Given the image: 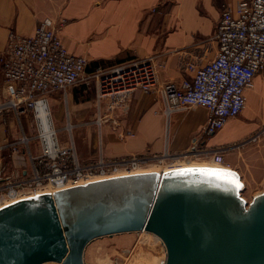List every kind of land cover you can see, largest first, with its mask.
<instances>
[{"label":"crops","instance_id":"1","mask_svg":"<svg viewBox=\"0 0 264 264\" xmlns=\"http://www.w3.org/2000/svg\"><path fill=\"white\" fill-rule=\"evenodd\" d=\"M241 1L249 0H0V54L11 34L32 36L47 18L67 51L88 60V72L151 58L157 66L158 84L150 92L136 90L124 103L117 104L107 97L98 100L97 96H86L89 88L80 84L64 97L50 95L48 106L54 125H61L58 128L63 126V112L70 113L83 163L100 156L152 158L165 154L169 157L164 161L172 163L191 148L236 146L264 128V71L245 90L246 104L240 115L229 119L209 138L204 135L209 120L206 108L193 106L167 118L160 95L163 83H179L193 75L187 65L198 68L216 57L215 32L222 11ZM2 82L0 69V102ZM98 112L104 117L100 128L94 124ZM11 117L12 112L1 114L0 147L6 138L3 123L10 124ZM257 143L228 151L225 163L235 150ZM37 150V146L31 147V152ZM7 155L13 160V166L9 165L11 177L16 171L30 169L23 151L19 156ZM2 156L0 152V166L4 165Z\"/></svg>","mask_w":264,"mask_h":264},{"label":"built area","instance_id":"2","mask_svg":"<svg viewBox=\"0 0 264 264\" xmlns=\"http://www.w3.org/2000/svg\"><path fill=\"white\" fill-rule=\"evenodd\" d=\"M215 39L218 52L213 60L198 68L187 65V69L193 72L192 76L179 83L165 82L160 87L167 118L193 106L208 110L209 120L204 128V135L208 138L220 131L229 119L240 115L246 104L245 90L252 86L254 77L264 71V0L241 1L233 7H224ZM87 66L85 57L67 51L50 19L40 22L32 36H9L6 49L0 54L3 77L0 117L4 112H12L18 119L28 115L35 123L36 134L21 133L17 140L5 142L0 147V151L9 149L11 153L23 151L30 164L29 170L20 171L16 177H0V202L19 194H33L24 198L44 194L41 190L45 187L62 190L88 183L95 176L142 169V165L152 160L165 162L164 159L169 157L167 154L152 158L107 159L100 156L96 161L83 163L74 145L75 126L70 121L69 112H65L64 125L69 143L60 142V130L55 127L48 106L50 95L61 94L64 97L81 83L87 88L93 85L98 100L107 97L122 104L132 92H150L158 84L157 66L151 58L108 68L97 67L90 72ZM41 107L45 110L43 116ZM103 123L104 117L98 112L94 124L100 128ZM262 135L264 128L236 146L194 147L187 154L177 156L176 160L188 162L205 156L219 165L218 168L230 169L224 154L247 143H257ZM32 141L39 145L35 153L31 152ZM50 141L52 146L48 144ZM27 175L30 179L24 178ZM80 181L84 183H78ZM69 183L71 186L60 189Z\"/></svg>","mask_w":264,"mask_h":264},{"label":"water","instance_id":"3","mask_svg":"<svg viewBox=\"0 0 264 264\" xmlns=\"http://www.w3.org/2000/svg\"><path fill=\"white\" fill-rule=\"evenodd\" d=\"M242 187L237 172L202 166L21 199L0 208V264H85L95 239L142 230L162 240L164 264H264V192L249 203Z\"/></svg>","mask_w":264,"mask_h":264},{"label":"rangeland","instance_id":"4","mask_svg":"<svg viewBox=\"0 0 264 264\" xmlns=\"http://www.w3.org/2000/svg\"><path fill=\"white\" fill-rule=\"evenodd\" d=\"M1 94H3L2 89H1ZM96 95H97V90L95 89L94 86H91L86 91V96L95 97ZM9 119H10V124H8V122L3 123L4 127L2 128L3 132L5 133L6 143H11L12 141H15V139H12V137L13 136L20 137L21 133H25L26 135L29 136H35L36 134V131L34 129L35 123L33 122V119L30 116L28 115L22 116L20 119L16 117H11ZM62 123H63L62 128H58L61 127V125H57V124L55 125V127L60 130L58 134L60 142H62L63 144H68L69 136L67 132L64 130L65 112H63L62 115ZM20 126L22 127V129L20 128ZM74 132L75 130H73V140L76 151L78 153L77 143L74 138L75 136ZM259 141L260 142L257 143L256 145H249L243 149L235 150L236 152L232 153L231 155H228L227 157L228 163L226 162L227 166L230 168L231 171H235L238 174H240L241 180L243 182V190L241 193L242 198H244L249 203L252 201V199L255 196L264 192V153L261 151V149L264 151L263 148L264 135H262ZM37 144H38L37 141H32L31 147H33L34 149L36 146H39ZM0 152L1 155H3L1 158L2 160L1 162L4 164L0 166V177H5L9 175L11 177L12 173L10 168L11 166H13V160L8 158L7 152H9L12 155L19 156L21 155V150L18 153H11L9 149H3ZM98 158H96L93 161H96ZM5 159L6 161H4ZM9 160H11V162H9ZM93 161H89L86 163H90ZM190 161H192L194 165L199 167L202 166L208 167L212 163V160L209 157H205V156L199 158H193ZM10 164L11 166H9ZM186 165H188V162L186 161L183 162L181 159L176 160L172 163H166L160 160L158 161L152 160V162H149L147 165L144 166L142 165L141 166L142 169L140 170L145 169L149 171L161 172L163 169H166L168 167H172V166L186 167ZM8 169H10V171H8ZM13 170H15L14 167ZM142 172L145 171L143 170ZM20 173L21 172L16 171L13 174V177H16ZM24 178L30 179V175H27ZM25 194H29V193H25ZM1 207L2 206H0V208ZM139 232L125 233L120 235L115 234L116 236L112 235V236H105L102 238L95 239L90 244H88L85 249V255H84L85 264H111V263L140 264L138 260L141 259L143 255L145 256L150 255L151 257H153L155 259L156 264H164L166 260V249L161 239L150 232H146V231H139ZM117 241H126V245H118ZM138 247L142 249L141 255H138L139 252ZM124 249H126V252H124ZM44 264H57V263L48 262Z\"/></svg>","mask_w":264,"mask_h":264},{"label":"bare ground","instance_id":"5","mask_svg":"<svg viewBox=\"0 0 264 264\" xmlns=\"http://www.w3.org/2000/svg\"><path fill=\"white\" fill-rule=\"evenodd\" d=\"M43 112H45V110L43 109V107H41V113H42V116H43ZM50 146H52V142L50 141L48 143ZM187 162V161H186ZM212 165V166H211ZM217 164H214V162H212L208 167H211V168H218ZM186 167H199V166H196L192 163V161H188V165H186ZM186 167H168L166 169H163L161 172H164L166 170H170V169H180V168H186ZM145 172L149 171V170H145L143 169ZM143 170H140V169H137V170H131L129 172H126V171H119V172H115L111 175H107V176H95V177H92L90 178L87 182L89 181H96V180H101V179H104L106 177H113V176H121V175H125V174H135V173H144L142 172ZM149 172H156V171H149ZM161 172H158V173H161ZM78 183H84V181H80ZM68 186H71L70 183L67 184V185H64L62 186L60 189L62 188H65V187H68ZM55 190H59V189H53V188H50V187H45V190H41L42 192H49L50 194H52L51 192L55 191ZM48 193V194H49ZM47 194V193H46ZM33 194H19V195H15V196H12L2 202H0V206H4L6 204H10L11 202H14L18 199H21V198H24V197H27V196H31ZM143 231V230H142ZM147 232V231H146ZM130 233H136V232H130ZM140 233V232H139ZM122 234H125V233H122ZM120 235V234H118ZM116 236V235H115ZM158 237V236H157ZM159 238V237H158ZM162 241V240H161ZM118 245H126V241H117ZM163 243V242H162ZM98 246H101V245H98ZM165 247V245H164ZM139 249V252H138V255H141L142 254V249L140 247H138ZM166 249V248H165ZM124 252H126V249H124ZM115 260V259H114ZM140 264H156L155 263V259L153 257H151L150 255H143L141 259L138 260ZM111 263V262H110ZM120 263V262H119ZM57 264H61V263H57ZM112 264V263H111ZM114 264V263H113ZM115 264H118V263H115Z\"/></svg>","mask_w":264,"mask_h":264},{"label":"snow or ice","instance_id":"6","mask_svg":"<svg viewBox=\"0 0 264 264\" xmlns=\"http://www.w3.org/2000/svg\"><path fill=\"white\" fill-rule=\"evenodd\" d=\"M191 171V170H189ZM206 172L209 175L217 176L218 178H224V177H232V173L226 171V170H201ZM229 183H235V180H229ZM237 187H239L238 184H236Z\"/></svg>","mask_w":264,"mask_h":264}]
</instances>
